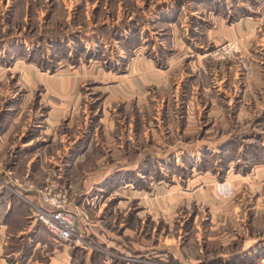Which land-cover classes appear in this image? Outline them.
Instances as JSON below:
<instances>
[{"label":"rangeland","instance_id":"obj_1","mask_svg":"<svg viewBox=\"0 0 264 264\" xmlns=\"http://www.w3.org/2000/svg\"><path fill=\"white\" fill-rule=\"evenodd\" d=\"M5 37L0 261L264 264V0H0ZM48 189L98 249L35 226Z\"/></svg>","mask_w":264,"mask_h":264},{"label":"built area","instance_id":"obj_2","mask_svg":"<svg viewBox=\"0 0 264 264\" xmlns=\"http://www.w3.org/2000/svg\"><path fill=\"white\" fill-rule=\"evenodd\" d=\"M219 50L221 53H217L216 55L220 58H225L227 56H225V54L239 51V42H233L229 45H224ZM221 185L220 190L225 193L221 189ZM42 198L44 204L38 207L37 217L44 225L46 230L57 241L66 242L73 245L82 244L84 246L93 247L94 249L99 248L98 246H93V244L88 240L89 233L85 228L84 222H86L87 226L89 217L83 210L79 208H70L68 199L61 193V191L53 192L52 190L48 189L43 191ZM82 221L83 223H81Z\"/></svg>","mask_w":264,"mask_h":264},{"label":"crops","instance_id":"obj_3","mask_svg":"<svg viewBox=\"0 0 264 264\" xmlns=\"http://www.w3.org/2000/svg\"><path fill=\"white\" fill-rule=\"evenodd\" d=\"M11 38H14L15 39V37H5V39H6V41H5V39H4V42L2 43V44H0V51H2V50H6L8 47H9V45L11 44V43H13L14 41H10L11 40ZM1 42V41H0ZM16 42H18V41H16ZM18 44V43H17ZM8 50V49H7ZM80 207H82V204H76L75 205V207H74V209H81ZM36 214V213H35ZM85 214H86V212H85ZM89 216V215H88ZM28 217V216H27ZM84 224H85V228L87 229V231H88V233H91V232H93V231H95V229H94V227H93V224H92V222L91 221H89L88 222V225L86 226V222H84ZM35 226H38V227H42V229H41V231H45L46 233V235L47 236H51L52 238H53V236L46 230V228L44 227V225L39 221V219L38 220H36V224H35ZM37 228V227H36ZM24 232H30V230L28 231V229H26V230H24ZM31 232L33 233L34 232V230L33 229H31ZM53 239H55V238H53ZM56 240V239H55ZM7 244V243H6ZM66 244H69V243H66ZM33 251V252H32ZM36 251V246L35 247H33V248H31V253H30V255H33V253ZM31 257V256H30ZM56 257H57V255L56 256H54L53 257V261H51V263L50 264H57L58 262L56 261ZM0 264H4L2 261H0ZM44 264V263H43ZM46 264H48V263H46Z\"/></svg>","mask_w":264,"mask_h":264},{"label":"bare ground","instance_id":"obj_4","mask_svg":"<svg viewBox=\"0 0 264 264\" xmlns=\"http://www.w3.org/2000/svg\"><path fill=\"white\" fill-rule=\"evenodd\" d=\"M221 189L226 192L230 190V186L227 183L221 185Z\"/></svg>","mask_w":264,"mask_h":264}]
</instances>
